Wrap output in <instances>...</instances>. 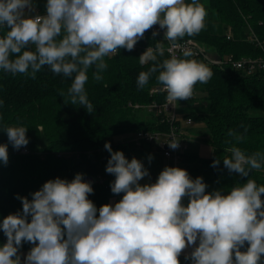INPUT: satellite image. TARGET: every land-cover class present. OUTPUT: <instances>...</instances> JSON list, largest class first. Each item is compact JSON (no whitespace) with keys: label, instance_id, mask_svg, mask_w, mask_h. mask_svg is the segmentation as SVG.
I'll return each instance as SVG.
<instances>
[{"label":"clouds","instance_id":"9594fccd","mask_svg":"<svg viewBox=\"0 0 264 264\" xmlns=\"http://www.w3.org/2000/svg\"><path fill=\"white\" fill-rule=\"evenodd\" d=\"M34 9L33 0H0V28L8 29L0 37V70L35 79L47 66L72 78L70 103L89 113L94 110L85 90L89 68L95 66L93 79L102 80L108 67L104 58L121 48L132 51L157 24L165 29L163 41L170 47L160 41L139 57L141 65L151 66L139 73L138 88L158 73L157 83L171 104L189 100L195 85L213 76L205 63L187 59L193 55L190 50H183L184 58L172 54L181 47L178 40L205 29L207 10L199 0H47L45 15H30ZM157 35L154 31L153 37ZM165 51L170 58L161 61ZM3 131L17 150L29 143L26 127L6 125ZM227 135L232 139L225 143L244 140L231 129ZM168 145L176 149L179 141ZM104 147L111 154L106 172L115 176L111 191L123 193L122 199L97 209L88 199L93 187L81 173L71 181L48 180L31 200L17 195L22 212L0 223L7 238L0 246V264H21L22 242L34 245L23 264H180L182 251L197 240L198 247L185 256L191 264H264V185L248 179L228 195L206 193L201 177L193 180L179 167H165L155 183L141 185L149 175L143 163L129 161L110 143ZM227 150L231 156L223 164L230 172L248 177L264 167V152L246 155L235 144ZM0 162L8 163L7 144H0ZM218 164L214 160L212 166ZM184 197L189 198L187 206Z\"/></svg>","mask_w":264,"mask_h":264},{"label":"trees","instance_id":"16d2710c","mask_svg":"<svg viewBox=\"0 0 264 264\" xmlns=\"http://www.w3.org/2000/svg\"><path fill=\"white\" fill-rule=\"evenodd\" d=\"M34 4L38 12L46 13L47 0ZM208 10L205 29L180 40L189 39L206 45L217 58L264 59V0H208ZM7 30L0 28V37ZM163 40L159 35L153 37L150 29L139 40L142 49L128 51L121 48L117 54L106 56L108 67L101 73L103 79L100 81L93 79L95 66L89 68L85 90L93 105L92 113L83 106L70 103L67 90L72 78L54 74L47 66L36 73L35 79L0 70V144L8 146V163L0 162V223L9 214L22 212V202L17 195L31 200L32 193L57 177L68 181L77 173L83 174L84 181L85 177H94L96 182L91 183L94 191L88 199L97 209L123 195L111 191L115 176L106 172L111 154L104 145L110 143L113 151H122L126 155L148 145L135 144L133 137L137 132L168 131L169 124L163 116L145 107L166 100L165 93H151L162 87L157 83L158 73L150 77L144 88L137 87L139 73L151 66L141 65L139 57L148 47ZM163 42L166 46L167 41ZM166 58L165 53L158 59ZM195 60L208 65L213 76L206 84L197 83L189 100H182L196 108L184 119L206 123L213 156L184 153L177 167L186 170L193 180L201 177L207 186L211 185L222 195H228L233 187L243 185L248 179L264 185V167L243 177L230 172L223 164L224 158H230L227 149L233 144L246 155L264 152V69L249 73L246 69L220 68L201 59ZM61 90L65 93L63 97ZM198 92L203 93L200 99L195 97ZM135 105L142 107L135 108ZM6 125L27 128V154L12 149L3 131ZM230 129L243 135L244 140L225 143L232 139L227 135ZM122 136H127L128 140L113 142ZM214 160H219L216 167L212 166ZM261 199L264 200V194ZM28 220L30 222V216ZM6 241L0 230V246ZM32 247L33 244L22 242L19 251H30ZM247 247L245 242L240 250L246 251Z\"/></svg>","mask_w":264,"mask_h":264},{"label":"built area","instance_id":"2783aa9c","mask_svg":"<svg viewBox=\"0 0 264 264\" xmlns=\"http://www.w3.org/2000/svg\"><path fill=\"white\" fill-rule=\"evenodd\" d=\"M45 14L46 13H41L37 11L35 15ZM154 31L158 32L159 36L164 38L165 29H161L158 24L154 25L151 29L152 33ZM177 43L180 44L181 47L174 50V53L172 54H175L181 58H184L182 55L183 50L188 49L193 53V55L191 57H187V59H201L211 65L218 66L220 68H223L225 66H232L236 69H246L249 73L264 69V59L242 58L236 60L233 56H229L222 59L214 57L206 45L197 43L193 40H178ZM142 47V44L140 43V41H138L135 44L133 51L142 49ZM168 47H170V45L167 41V45L165 46V48L167 49ZM165 53L167 55V58H170L171 54L168 51H165ZM157 92L165 93L167 96L166 90L163 88V86L158 89L152 90L151 93L154 94ZM179 101L182 100H178L170 104L166 99L163 103L155 102L148 106H145L149 111H153L157 115L163 116V120L169 124L168 131H139L134 134L133 137V141L137 146H141L144 143L151 145L161 151L166 158L173 160L176 165L181 160V155L185 153V146L181 140V138H183L184 136V131L178 113ZM134 107L140 108L142 106L135 105ZM184 120L187 125H191L193 122L190 118ZM173 140L179 141V146L176 149H172L168 145V142H172ZM21 152L27 154L29 150L27 148H23L21 149ZM182 203H184L183 200ZM178 259L180 262L186 260L185 257L181 255L178 257Z\"/></svg>","mask_w":264,"mask_h":264},{"label":"rangeland","instance_id":"374dc122","mask_svg":"<svg viewBox=\"0 0 264 264\" xmlns=\"http://www.w3.org/2000/svg\"><path fill=\"white\" fill-rule=\"evenodd\" d=\"M41 0H33V3H36ZM200 3H202L206 10H207V15H208V0H199ZM35 5V4H34ZM36 7L33 12L30 14H35ZM203 96V93L198 92L196 94V98L200 99ZM179 118L180 121L183 125V128L185 126V116L186 114L190 113V111L195 110L196 108L194 106H191L190 104L184 103L183 101H179ZM185 135H189V138L183 139L181 138L185 149V153H194L198 154L202 157H212L213 156V148L210 145L208 139H209V133L207 131V126L205 122H197L193 121L192 125L190 127V132L188 134V131L183 130ZM128 140L127 136H122L121 138H116L113 140L114 143ZM28 144L26 146L21 147L19 150L15 149L12 146V149L14 151H21L23 148H27ZM152 157L151 161H149V157ZM125 157L130 161L132 158H136L140 160L144 167L148 170L149 175L144 177L139 183L141 185L143 184H151L155 183L160 172L165 168V167H177L175 162L172 161L171 159H167L163 153H161L158 149L155 147L153 148L150 145H145V147H140L135 150H131L126 153ZM214 192L213 187L207 186L206 187V193H212ZM185 202H189L188 197L183 198ZM121 200V199H120Z\"/></svg>","mask_w":264,"mask_h":264},{"label":"crops","instance_id":"0c3cea01","mask_svg":"<svg viewBox=\"0 0 264 264\" xmlns=\"http://www.w3.org/2000/svg\"><path fill=\"white\" fill-rule=\"evenodd\" d=\"M36 12H37V10H35V14H36ZM35 14H30V15H35ZM192 125V124H191ZM191 125H187L186 123H185V126H184V128H183V130H186V132L188 131V134H189V132H190V127H191ZM183 126V125H182ZM187 138H189V135H185L184 134V136H183V139H187ZM154 148V147H153ZM161 152V151H160ZM162 153V152H161ZM167 159H169V158H167ZM173 161V160H172ZM177 166V165H176ZM122 196L123 195H121V196H117V197H114V198H112L111 199V201H110V204H112L113 206H114V204L116 203V202H119L120 201V199H122ZM183 204H184V206H187V204L189 203H187V202H185L184 201V199H183ZM198 244H199V240H197V242H196V244L195 245H193V246H189V247H186V249H184L183 251H182V253H181V256H186V255H190V253L194 250V248L195 247H198ZM29 251H26V250H21V251H19L18 252V255L20 256V258H21V264H23V261H24V259H25V257H26V255H27V253H28ZM180 264H191V261L190 260H185V261H182V262H180Z\"/></svg>","mask_w":264,"mask_h":264},{"label":"water","instance_id":"95a60500","mask_svg":"<svg viewBox=\"0 0 264 264\" xmlns=\"http://www.w3.org/2000/svg\"><path fill=\"white\" fill-rule=\"evenodd\" d=\"M85 180L87 181V182H90V183H95L96 182V180H95V178L94 177H85Z\"/></svg>","mask_w":264,"mask_h":264}]
</instances>
